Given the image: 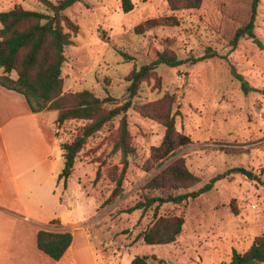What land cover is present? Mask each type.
<instances>
[{"label":"rangeland","instance_id":"374dc122","mask_svg":"<svg viewBox=\"0 0 264 264\" xmlns=\"http://www.w3.org/2000/svg\"><path fill=\"white\" fill-rule=\"evenodd\" d=\"M131 1L129 13L122 10V0H79L65 11L80 31L65 51L64 91L88 90L122 105L129 99L127 77L158 53L170 50L184 63L158 66L132 99L126 117L133 152L122 193L112 203L107 200L124 167L123 154L115 149L120 117L88 139L65 194L80 202L70 216L90 214L84 225L95 245L111 255L106 264H130L136 256H155L162 264H228L234 251H247L264 235V0L255 38L240 40L236 48L231 41L249 22L253 0H204L199 10L182 11L170 10L166 0ZM16 5L44 11L39 0H0V12ZM163 17H176L179 24L136 31ZM208 50L217 56L190 60ZM47 112L57 118L56 111ZM166 114L175 115L176 130L191 138L176 156L200 183L184 192L213 187L182 205L163 206L160 215L184 217L183 231L172 244L150 246L136 237L153 221V211H125L142 200L143 187L156 172L146 162L164 138L158 119ZM53 118L48 117L46 129L60 149L86 124L73 120L58 126Z\"/></svg>","mask_w":264,"mask_h":264},{"label":"trees","instance_id":"16d2710c","mask_svg":"<svg viewBox=\"0 0 264 264\" xmlns=\"http://www.w3.org/2000/svg\"><path fill=\"white\" fill-rule=\"evenodd\" d=\"M78 1L39 0L44 11L27 10L21 5H16L0 12V68L4 71V75L0 76V85L23 95L35 114L56 111L55 123L58 126L73 120L86 122L71 142L61 146L64 150L65 165L59 179L65 183L73 174L78 156L88 139L112 120L120 117L121 133L115 149L121 150L124 167L116 188L107 200V203H112L122 193L124 176L129 164L127 158L133 152L129 143L126 117L132 107V99L137 96L142 83L156 72L158 66L176 68L184 62L179 60L175 53L166 50L158 53L150 64L132 71L127 77L129 99L122 105L115 106L116 99L109 96L100 98L88 90L78 93L65 92L62 78V68L66 61L65 51L74 45V38L80 31V27L65 14V11ZM166 1L172 11L199 10L204 2V0ZM260 1H252L250 20L236 31L231 41L233 48H236L242 39L255 38L254 30ZM133 8L131 0H122V10L125 13L131 12ZM156 23L177 26L179 21L176 17H163L139 25L136 31L141 33L145 26ZM214 56H217V53L208 50L203 57L190 60L196 63ZM12 73H16L17 78H12ZM240 79L245 87V81L241 76ZM158 120L165 127V135L161 144L152 149L146 162V168L156 172L144 185L142 200L125 211L127 213L142 211L143 214L153 211V221L136 237V240H142L144 244L150 246L172 244L183 231L184 217L160 215L159 211L163 206L182 205L190 198L195 199L213 187L210 183L197 191L184 192L200 183L199 177L186 167L184 159L176 156V151L190 144L191 138L176 130L175 115L166 114ZM72 241L73 235L70 232L41 230L37 235L39 250L55 261L64 256ZM131 264H162V261L155 256H136ZM228 264H264V235L256 237L247 251L243 253L234 251Z\"/></svg>","mask_w":264,"mask_h":264},{"label":"crops","instance_id":"0c3cea01","mask_svg":"<svg viewBox=\"0 0 264 264\" xmlns=\"http://www.w3.org/2000/svg\"><path fill=\"white\" fill-rule=\"evenodd\" d=\"M51 116L55 120L52 112L33 113L23 95L0 85V264H106L111 255L84 225L90 214L70 216L80 202L65 197L71 180L59 179L64 150L46 129ZM41 230L72 233L60 260L39 250Z\"/></svg>","mask_w":264,"mask_h":264},{"label":"water","instance_id":"95a60500","mask_svg":"<svg viewBox=\"0 0 264 264\" xmlns=\"http://www.w3.org/2000/svg\"><path fill=\"white\" fill-rule=\"evenodd\" d=\"M245 174L249 175L248 173H245Z\"/></svg>","mask_w":264,"mask_h":264}]
</instances>
